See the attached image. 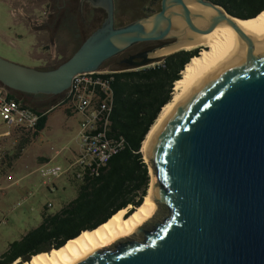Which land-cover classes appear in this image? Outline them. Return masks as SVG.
Segmentation results:
<instances>
[{
  "label": "water",
  "instance_id": "1",
  "mask_svg": "<svg viewBox=\"0 0 264 264\" xmlns=\"http://www.w3.org/2000/svg\"><path fill=\"white\" fill-rule=\"evenodd\" d=\"M98 1L107 12L104 22L69 58L40 69L0 56V83L22 93L65 96L75 75L101 70L135 43L167 36L172 14L166 0L161 11L122 26H116L115 0ZM196 2L212 13L181 2L208 26L194 32L230 24L246 53L207 75L159 134L150 159L160 212L74 264H264V45L234 20L249 18L210 0Z\"/></svg>",
  "mask_w": 264,
  "mask_h": 264
},
{
  "label": "trees",
  "instance_id": "2",
  "mask_svg": "<svg viewBox=\"0 0 264 264\" xmlns=\"http://www.w3.org/2000/svg\"><path fill=\"white\" fill-rule=\"evenodd\" d=\"M213 1L241 18L255 17L264 10V0ZM198 54L199 50H180L162 58L164 67L113 72L112 129L125 137V149L112 156L100 176L81 182L75 199L56 213L45 212L41 224L12 241L0 256V264H13L17 259L29 261L35 254L60 248L84 230L105 223L119 210L131 205L129 214L143 203L151 177L141 151L143 141L162 108L172 99L175 83L182 78L186 64ZM10 93L11 97L22 99V92ZM61 97L56 95L53 106L62 103ZM46 120V114H42L38 131Z\"/></svg>",
  "mask_w": 264,
  "mask_h": 264
},
{
  "label": "rangeland",
  "instance_id": "3",
  "mask_svg": "<svg viewBox=\"0 0 264 264\" xmlns=\"http://www.w3.org/2000/svg\"><path fill=\"white\" fill-rule=\"evenodd\" d=\"M20 1L22 0H0V56L23 65L31 66L33 63H39L34 56L46 54L48 50L54 48L56 49V53H63V58L58 59L54 64L43 63L42 66L44 69H50L61 64L73 54L80 42L73 50L63 52L61 48H55L53 46L49 35L37 38L24 26L25 15ZM35 1H40L44 4L41 16L42 20H32L30 23L35 24V29H42L41 31L43 32L46 30L47 34H49V27L51 25V22L48 20L50 17L49 14L57 10L56 2L58 0ZM60 3H62L61 0ZM134 3L135 0H124L123 3H119L116 17L117 25L122 26L130 23L139 16L140 13L136 12L132 7ZM96 24L95 27L100 25V22ZM90 31L89 29L88 32ZM38 41V46L34 47L33 45ZM41 41H43V43H40ZM183 50L188 49L183 48ZM200 50L201 49H199V52ZM172 53L174 52L168 54H163L162 51L161 53L157 52L154 54L157 58H153L152 62L161 60L164 56ZM143 67L144 66L134 69ZM101 70L107 72L123 71V69L109 67V64H105ZM19 97H21V95H19ZM61 98H64V96L62 95ZM61 105L62 106L52 113L49 128L42 134L46 139L45 142L49 140L47 143L48 149L51 145H54L58 150H62L66 142L68 143L69 141H72L71 145L75 144L76 146L78 145V147L80 145L78 122L81 115L76 112L71 115L76 125L69 132V130H66L64 124L68 112L71 113L72 110L68 107L67 103H61ZM1 130H4V127H2ZM14 132L15 136L20 137L21 144L30 143L37 136V133L32 135L22 130H15ZM67 150L63 149V152L66 153ZM63 162L64 160L60 159L58 161H53V164H60L65 167ZM73 180L74 181L71 182L67 177V173H63L60 177L52 178L50 182H44L42 176L38 172H34L30 175V181H25L24 183L17 182L15 186L20 187L22 191L18 194L8 195L9 204L7 205L0 202V256L8 249L10 242L20 239L22 234L38 225L39 221H41V211L44 208V204L47 205L49 201L53 203L50 212H56L59 209L64 195L74 190V182L81 183L75 175H73ZM50 188L54 189V192H51ZM9 192H11V190ZM44 210L48 212L47 206H45ZM17 261L21 262L20 259H17Z\"/></svg>",
  "mask_w": 264,
  "mask_h": 264
},
{
  "label": "bare ground",
  "instance_id": "4",
  "mask_svg": "<svg viewBox=\"0 0 264 264\" xmlns=\"http://www.w3.org/2000/svg\"><path fill=\"white\" fill-rule=\"evenodd\" d=\"M198 4L199 6L196 8L198 12L203 14L212 13L211 9L200 3ZM228 15L230 16V14ZM234 20L253 39L256 45H264V10L253 18H234ZM196 23L203 30L208 28L204 22L199 21ZM182 33L188 34L185 29ZM199 47H202L199 54L193 56L190 62L186 64L185 69L182 71V78L175 83L172 99L162 108L143 141L141 150L149 166L151 176L143 203L129 214L130 206L119 210L105 223L95 229L83 231L79 236L69 240L60 248L40 252L33 255L29 261H15L13 264H74L98 248L109 245L120 237H127L135 227L143 225L160 212L161 208L153 198V188L157 177L150 159L151 151L159 134L173 116L174 111L185 102L207 75L227 65L233 59L246 53L247 50V45L241 33L234 26L220 24L211 33L198 34L192 41L182 42L173 48H164L159 53L162 51L163 54H168L180 48L193 50Z\"/></svg>",
  "mask_w": 264,
  "mask_h": 264
},
{
  "label": "built area",
  "instance_id": "5",
  "mask_svg": "<svg viewBox=\"0 0 264 264\" xmlns=\"http://www.w3.org/2000/svg\"><path fill=\"white\" fill-rule=\"evenodd\" d=\"M155 66L164 67L165 61H153L144 67ZM114 79L113 72L103 70L79 73L73 77L62 103H67L73 112L81 115V151L69 168L49 162L38 167L34 172H38L44 182H50L69 170L81 182L96 178L108 167L112 156L125 149V137L112 129ZM10 94V90L0 83V126L4 127V130L0 127V138L12 136L15 130L36 134L42 113ZM34 172L23 177L22 183L30 181ZM52 207L53 203L48 202V211Z\"/></svg>",
  "mask_w": 264,
  "mask_h": 264
},
{
  "label": "flooded vegetation",
  "instance_id": "6",
  "mask_svg": "<svg viewBox=\"0 0 264 264\" xmlns=\"http://www.w3.org/2000/svg\"><path fill=\"white\" fill-rule=\"evenodd\" d=\"M61 1L62 3H60V0L56 2L57 10L49 14L50 17L48 20L51 22V25L48 35L56 47L61 48L63 52H69L77 47L79 42L81 45L94 30L102 25L107 12L105 8L99 4L98 0ZM123 1L124 0H115V17H117L119 3H123ZM210 1L216 3L213 0ZM181 2L185 3L191 11L198 12L196 8L199 4L196 0H181ZM181 2L180 0H166L167 13L172 14V21L171 25L166 23V28L169 27V31L165 38L135 43L107 60L103 66L109 64V67L123 70L145 66L151 63L153 58H157L154 54L160 50L164 48H173L182 42L192 41L196 38L198 34L194 32L193 28L200 27L185 10ZM163 4L164 0H135L132 7L136 12L140 13L136 18L139 19L161 11L163 9ZM183 20L185 21L183 22ZM99 22L100 25L95 27L97 25L96 23ZM116 26H119L117 25V20ZM89 29L91 30L90 32H88ZM184 29L187 30L188 34L185 35L182 33ZM199 49H201V47L193 50L198 51ZM180 50H183V48L176 51ZM20 95L26 98V100L32 101L37 106H43V102L40 101L38 96L40 94L22 93ZM47 96L49 97L47 101L56 99V95Z\"/></svg>",
  "mask_w": 264,
  "mask_h": 264
},
{
  "label": "crops",
  "instance_id": "7",
  "mask_svg": "<svg viewBox=\"0 0 264 264\" xmlns=\"http://www.w3.org/2000/svg\"><path fill=\"white\" fill-rule=\"evenodd\" d=\"M20 4L24 11V15H25L24 26L27 28V30L30 33H33L37 38L48 36L46 30H44L43 32L41 31L42 29L39 30L35 29L36 27L35 24L30 23L32 20L33 21L42 20L41 16H42L44 4L40 1L36 2L35 0H22L20 1ZM38 43L39 41L33 46L34 47L38 46ZM40 43H43V41H41ZM53 46L56 48L54 44ZM79 46L80 44L75 49V51L79 48ZM34 58H37L39 63L38 64L33 63L31 66L44 69L42 66L43 63L54 64L58 61V59L63 58V53L62 52L56 53V49L52 48V50H48L46 54H40L39 56H34ZM38 96L40 98V101L43 102L42 107L37 106L32 101L26 100V98H24L21 95L22 100L27 102L29 105L33 106L40 113L46 114L47 116L45 126L42 130L38 131L36 138L32 142L27 144H21V139L19 136L17 137L14 135L15 132H13L12 136L10 137L0 138V202L5 205L9 204V199L7 197L8 195L18 194L22 191L20 187H16L15 185H17V182L22 183L21 181L22 178L25 177L28 173H30L31 171L34 172L41 165H44L48 162L53 164V161H58L60 159L64 160L63 162V164L65 165L64 168H69L70 165L76 160V158L78 157L81 151V142L78 147V145L76 146L75 144L71 145L72 141H69L68 143L66 142L62 150H58L54 145H51L49 149L47 148V143L49 142V140L45 142L46 139L42 134L46 129L49 128V123L52 113H54L62 105L59 104L53 106L54 100L47 101L49 97L45 94H40ZM73 114H74L73 111H71V113L68 112V116H66L65 119L66 122L64 126L66 130H69V132L76 125L75 121L71 118V115ZM80 121L81 118L79 119L78 122L79 139H80ZM0 127L2 128V126ZM63 149L66 150L68 149V150L66 153H64ZM52 150L55 152H53ZM66 173L68 179H70L71 182L74 181L73 172L69 170ZM80 184L81 183L74 182L73 185L74 190H72L69 194L64 195L62 203L56 212L60 211L65 205H67L70 201H72L78 196L80 190ZM50 189L51 192H54V189L52 188ZM10 190L11 192H9ZM45 206L47 205L44 204V208ZM44 208L41 211V215H42L41 221H39L38 225L41 224L43 220V214L45 213ZM56 212H52V213H56ZM48 213L51 212L48 211ZM38 225L32 227V229L37 227ZM26 233L22 234V236H24Z\"/></svg>",
  "mask_w": 264,
  "mask_h": 264
}]
</instances>
